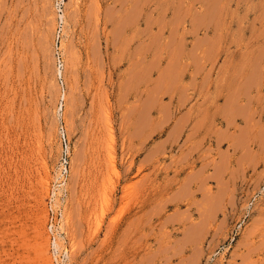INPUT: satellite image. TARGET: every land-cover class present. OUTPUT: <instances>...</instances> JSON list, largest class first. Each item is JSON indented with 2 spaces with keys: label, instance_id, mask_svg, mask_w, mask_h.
<instances>
[{
  "label": "rangeland",
  "instance_id": "rangeland-1",
  "mask_svg": "<svg viewBox=\"0 0 264 264\" xmlns=\"http://www.w3.org/2000/svg\"><path fill=\"white\" fill-rule=\"evenodd\" d=\"M57 3L0 0V264H264V0Z\"/></svg>",
  "mask_w": 264,
  "mask_h": 264
},
{
  "label": "built area",
  "instance_id": "built-area-1",
  "mask_svg": "<svg viewBox=\"0 0 264 264\" xmlns=\"http://www.w3.org/2000/svg\"><path fill=\"white\" fill-rule=\"evenodd\" d=\"M57 11H58V24L60 26V31L61 32L62 28H63V24H64V20L63 17L65 19V12H64V3L65 0H57ZM61 142H62V146H63V151H64V158H63V166H62V170L64 173L67 172L68 168H67V164H68V157H69V153H70V141L67 137V134L65 132V130L62 128L61 131ZM64 175V174H63Z\"/></svg>",
  "mask_w": 264,
  "mask_h": 264
}]
</instances>
